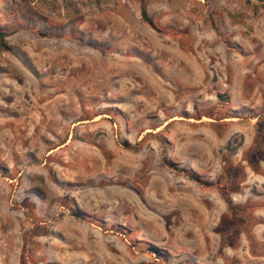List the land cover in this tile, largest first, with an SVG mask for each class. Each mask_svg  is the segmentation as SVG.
<instances>
[{
  "label": "rangeland",
  "instance_id": "374dc122",
  "mask_svg": "<svg viewBox=\"0 0 264 264\" xmlns=\"http://www.w3.org/2000/svg\"><path fill=\"white\" fill-rule=\"evenodd\" d=\"M0 27V264H264V0H0Z\"/></svg>",
  "mask_w": 264,
  "mask_h": 264
},
{
  "label": "trees",
  "instance_id": "16d2710c",
  "mask_svg": "<svg viewBox=\"0 0 264 264\" xmlns=\"http://www.w3.org/2000/svg\"><path fill=\"white\" fill-rule=\"evenodd\" d=\"M141 15H142V18L147 22L149 23L150 25H153L152 23V20L150 18H148L147 14H146V11L144 9L141 10ZM3 36H4V33L2 32L1 30V27H0V39L2 40L3 39ZM4 45V44H3ZM5 46V45H4ZM75 213H78V212H75ZM74 213V214H75Z\"/></svg>",
  "mask_w": 264,
  "mask_h": 264
}]
</instances>
